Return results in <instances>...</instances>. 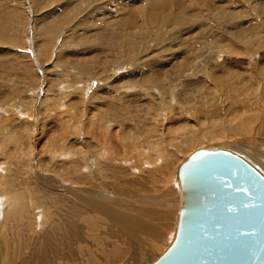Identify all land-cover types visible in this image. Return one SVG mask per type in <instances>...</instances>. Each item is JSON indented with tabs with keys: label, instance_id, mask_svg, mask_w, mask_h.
<instances>
[{
	"label": "rangeland",
	"instance_id": "374dc122",
	"mask_svg": "<svg viewBox=\"0 0 264 264\" xmlns=\"http://www.w3.org/2000/svg\"><path fill=\"white\" fill-rule=\"evenodd\" d=\"M25 1H26V3H25ZM28 1H30V3ZM79 1L80 0H0V18H1L0 19V27L4 26V28L0 31V33H1L0 34V36H1L0 37V103L3 104V106L0 104V113H4L7 116L6 118H8V120H9L8 121L7 119H5V117H3L2 123H8L10 121H14V118L19 120V121H21L25 118L24 120H26L25 123L27 124V125L24 124L22 127H19L18 129L17 128L11 129V132H9V133L12 136L9 137V139L8 138H1L0 139L1 140V142H0V144H1L0 145V154L2 155V156L0 155L1 156L0 158H2V159H0L1 160L0 161L1 162L0 167L1 168L5 167L4 170H6V172L5 171L4 172L2 171V173L0 172V175H1L0 179L3 175L4 176L9 175L10 178L12 177V178L16 179L19 186L22 184L20 188H22V187L28 188L31 186L30 188L32 189L33 186L36 185V182L34 180L37 178L38 173H40L42 175L50 174V175L59 177L58 174L64 173V172H62V170L65 171L66 168H68L69 166H71L74 163L73 160L68 159V163L66 162V164H65L66 166L64 165V167H60V165H59L60 160L64 162V159H67V158H64L65 156H63V154L61 152L62 147L58 146L59 144H56V142L58 140H59L58 141L59 143H60V141L63 142L64 141L63 137H66V136L68 138L71 137V138H69L71 142L75 140V142L78 143V144L74 145L75 147L80 145L81 141H83V140L86 141V139H92L93 135H95L94 137L96 139L100 138L102 136L103 137L108 136L107 138H111V139H109L110 141L113 139L114 141L113 140L112 141L114 143L116 142V144L120 145L119 144L120 140L126 134L131 135V137L133 138L135 129H138L140 127L142 129H144V128L145 129H147V128L153 129V126L158 124V123H161V125L158 124L159 126H161V128L159 127L160 129H164L166 127L165 129L167 130L168 128L169 129L172 128V126H175V128H176L179 125L178 127L182 128V131L180 130V133L186 132L187 129L188 130L193 129L197 132L205 131L208 133L205 135L207 138L202 137L201 141L193 142V143L187 145L185 148H180L181 151H179V154L176 155L177 157L174 156L175 158H173V160L175 159L173 163H176V165L174 164L175 165L173 168L174 171L172 169H169L170 171H172V173H174V172L178 173V165H180L181 163H184V161H187L189 154H192L195 151L202 149V148H204V149H208V148H219V149L222 148V149H224L222 146L224 145V147H225L227 145L226 146L227 148L225 150H229V151L236 153L237 151H234V149L236 147L237 148L235 150L240 149L239 152H242V149L243 148L245 149L248 146V148L245 149V151L246 150L247 151L245 152L244 149H243V151L247 154L250 153V155H252L253 149L249 145L251 144L252 147H255V145H257L260 141L258 139L262 138V136L260 134H257V132H258L257 123L259 121V119L257 117H256L257 118L256 126L254 125V128L251 129V131H253V132H255L257 130L256 133H253V132L251 133V131L245 132L244 130H242L239 133L223 134L222 132L219 131L218 126H214L212 128V124L215 122L217 124H219L220 129H222V131L224 129V124H225V126H229L230 121L228 120V118L224 119L223 121L221 120V118L225 117V115L222 113V111H221L222 108L220 106V103L226 99L225 97L227 96L226 93H228V90L233 91L232 92L233 95L227 96V97L230 96L231 99L225 100V101H228V103H229V104L227 103L226 105H230L232 107L235 106L236 109L239 108L238 111H241V108H240L241 104L240 103L243 104V99H242L243 96L241 97V95H242L243 90L246 91V89H247V91H249L248 94L250 95V98L252 100V107L254 108L257 106H261L264 109V99H262L263 101H262V104L260 105L258 103L257 94H256L257 91H263L264 92V71H263L264 70V68H263L264 67V45H262L261 47H257L255 45H252L253 48H249V49L250 50L252 49L253 52L259 51V54H255L254 56H251V58L245 57V59H242L244 57L237 55V53H232L228 49H226V46H225L226 40L223 37L225 24H223V21L218 19V17H216V15H214L213 9H217V8L223 9V6H227L226 2H228L229 0H170L168 3L167 9H165L164 11L169 13V14H173V15L172 16L167 15L166 18H164V19H161L158 16H153L150 19V15H148V12H147L148 10H151V8L155 4V2L158 3L159 1H164V0H140V1L139 0H82V1H84V3H85L84 5L86 7L81 9V10H79L77 8L79 10L78 11L77 9H75L74 6L76 4H78ZM241 1H243V0H241ZM247 1L248 0H246L245 2H247ZM257 1L261 2V0H257ZM97 2H103L102 5H104L106 3H108V4L104 5L99 10H97L98 16H96L95 17L96 19H93V21H91L89 24H86V25L81 24L82 26L79 25V26H76V28L74 26L71 27L70 26L71 23L74 24L76 22V19L70 18L71 21H70V19H68V21H64V20L60 21L59 20L60 21L59 24H60L61 28L59 27V28H55V29L52 28L51 29V28L45 27L43 25L44 22L41 19V17H43L46 14H48V15H46L45 18H47V16L49 17L51 11L55 10L56 9L55 7H57V6L60 7L59 13L62 12L61 14H64L67 11L74 9V15L77 16V14L80 11H84L86 13H89V12H87L89 7L91 8L92 5L97 4ZM61 4H64V5H61ZM124 4H128V5L125 6ZM232 5H234V6H232ZM232 5H231V8L236 7V8H234L235 11L240 9L239 6L238 5L236 6L235 3H233ZM242 5H243V3H242ZM53 6H55V7H53ZM77 6H79V5H77ZM117 7H118V9H117ZM126 8L128 9V11H126ZM252 11H253V8L251 6V12ZM259 11L261 12L260 15L263 18L264 12L262 13L261 10H259ZM139 13H140V16H138ZM55 14H56V12H55ZM177 14L179 15V17L176 16ZM244 14H238L237 13V17L239 16L240 18L238 17V19L237 18L235 19V22H234V23H236L235 25L239 24V23H237L236 20L243 19V17L245 16ZM160 16H162V15H160ZM257 16L259 17V19L261 18L259 15H257ZM7 17H8V19H7ZM124 18L126 20L128 19L129 22H128V27L122 29L120 27L119 21H121V19H124ZM40 20H42V21H40ZM94 20H95V22H94ZM112 20H116V21L112 22ZM44 21L49 22V20H46V19ZM175 21H180V23H176ZM130 22H133L134 25H130ZM109 23H111V24L109 25ZM102 24H104V26ZM83 25H85V26H83ZM87 25H89V26H87ZM105 25L106 26L108 25L109 27H106ZM42 26H44V28ZM100 26L102 28H100ZM39 27H40V29H39ZM69 27H71V28H69ZM116 27H118V28H116ZM45 30H47L48 32H46ZM117 30H120V31H117ZM122 30L124 32H122ZM143 31L146 32L145 35H143L144 34ZM84 32H86V34ZM93 32L99 33L97 35L98 39L95 37L96 34ZM59 33H61L62 35L65 36L64 37L65 42H63L64 38ZM67 33L68 34L70 33V34L68 35ZM80 33H81V35H80ZM100 34L101 35L106 34L103 40L107 39V37H110L109 38L110 40L107 41L109 43L99 41V35ZM32 35H34V36H32ZM82 35H84V36H82ZM152 35H154V36H152ZM115 36H116V38H113ZM131 36L136 37L138 40L135 44H133V45H135L133 47H131L132 45H130V44H129L130 46H128L127 42L122 41L121 39L120 40L118 39L120 37H125V38L130 37L131 38ZM88 37H90V38H88ZM93 38H95V39H93ZM79 39H80V41H79ZM118 40L120 43L118 42ZM62 42H63V44H61ZM125 43H126V45H125ZM88 44L90 46H88ZM106 44H107V46H106ZM81 45H82V48H81ZM114 45H115V47H114ZM116 45H117V47H116ZM55 46L57 47L58 50L55 48ZM142 46L145 50L142 48ZM101 47H102V49H101ZM131 48L132 49L134 48L132 53H131V51H132ZM59 49H61V50L59 51ZM125 49L126 50L129 49V50L125 51ZM135 49L137 51H135ZM139 49H141L142 52ZM118 52H119V54H118ZM14 54H16V55L14 56ZM58 54H60L59 57H61V58L56 56ZM110 55H112V56H110ZM118 55L120 57H118ZM13 56L16 59H14ZM69 56H71V57L73 56V57L68 58ZM79 56L80 57L82 56L83 59L85 57L86 61L89 59V61H87L89 63L92 62L89 65H87L88 67L86 66L87 68L85 67L84 71H80V69L74 68V66L75 67H78V66L76 65L77 60H75V59L73 60V58L77 57V59H78V58H80ZM129 58H131V59H129ZM32 59H33V61H32ZM55 59H57V60H55ZM83 59H81V58L78 59V62L83 61ZM91 59H92V61H90ZM117 59H119V60H117ZM11 60H12V62H11ZM27 62H30L31 65L33 66V67L31 66L32 72H30V73L28 72V70L26 72V70H25L26 68L23 67V66H25V64ZM137 64H140V65H137ZM42 67L49 69V70H47L48 72L45 73V71H43ZM176 67H178V68H176ZM251 67H253V69H251ZM258 67L261 71L257 69ZM67 68H69V69H67ZM57 69H58V71H57ZM64 70H65V72H64ZM86 70L89 72H86ZM249 70H251V72ZM256 70H257V72H255ZM242 72L243 73L245 72V74L244 75L241 74ZM247 72H250L249 74H252V76L248 75ZM131 73H133V74H131ZM46 74H48V75H46ZM80 74H81V76H80ZM254 74H256V75L254 76ZM64 75L65 76L67 75V77L65 78ZM238 75H239V77H238ZM45 76H47V77H45ZM234 76H235V78H234ZM236 76H237V78H236ZM68 77H69V79H68ZM219 77H220V79H219ZM222 77H223V79H222ZM50 78H52V79H50ZM230 78H231V80H230ZM254 78H256V79H254ZM247 79H248V82L246 81ZM220 80L222 82L227 80L226 84L224 83L225 84L224 85ZM61 81H62V85L64 87L62 85H60ZM74 81L76 83H78L76 86L80 87L79 90L78 89H72L73 87H76L75 85H73V84H75ZM68 82H69V84H68ZM259 82H261V84H259ZM64 83H66L68 85L66 86V84H64ZM58 84L60 86H58ZM69 85L71 87L70 89H68ZM145 85H147V86H145ZM214 85H217L216 91L217 90L219 91L218 94H215L217 92L213 90ZM258 85H259V88L262 87L260 90L258 89ZM65 86L67 87V89L69 91L70 90L71 91L69 92ZM59 87H61V88H59ZM63 88H65V89H63ZM59 89H60V91H59ZM61 90H62V92H61ZM184 90L185 91H192L191 95H189V96L187 95V97L190 99L185 97L186 94L182 93V91H184ZM126 91H128V92L125 94ZM144 91H147V92H144ZM150 91H152V92H150ZM156 91H158V94L157 95L155 94V96H154L153 93H156ZM159 91H163L162 94L165 97V100H164L165 102L163 101L164 104H160V102H159L160 99H157L158 95H160ZM171 91L173 92V94L171 93ZM220 91L222 93H223V91H225V92L221 95ZM16 92L19 95L16 94ZM104 92L105 93L107 92V93L105 94ZM113 92L115 94H116V92H117V94H119V93H121L123 95L125 94V96L127 97L125 99L126 101L124 100V101H121L120 103H116V106L118 108H120L119 107L120 105L122 107V110L119 109L120 110L119 114H122L123 117H120L119 119H121V120H118L117 122H119V123H116L117 125L118 124L119 125L117 126L114 122V125H111V127H108L107 129L105 128V132H104V127H102L99 123H96V124L94 123L96 126L93 125V123H90L93 126L92 127L90 125V128L88 127V129L91 131L90 132L89 130L85 129V125L83 124L80 126V128L82 130L81 131L82 134L81 133L79 134L78 130H77V127H78L77 124H79L80 119L86 118L87 114H88L87 117L94 116V114H93L94 111H96V113H98L99 110L95 109L96 106L98 105V103H105V104L111 103L110 97L113 96V94H114ZM148 92H149V94H147ZM175 92H177V94ZM238 92H239V95H238ZM12 93L14 94V96ZM130 93L134 94V96L132 95L133 100L131 99V97H129V96H131ZM61 94H64V95H61ZM99 94H101V95H99ZM103 94L106 95L107 98ZM127 94H128V96H127ZM110 95H112V96H110ZM151 95L153 97H155L158 101L155 100V98H153ZM223 95H224V97H222ZM7 96H9V97H7ZM31 96H33V97H31ZM135 96L138 98L136 99ZM20 97H21V99H20ZM177 97L180 101L177 99ZM214 98L216 100L217 99L218 100L216 101ZM141 99H142V101H141ZM167 99H169V100H167ZM220 99H222V100L220 101ZM10 100H13L11 103L12 106L10 105V103H8V102H10ZM150 100L153 102L154 101L157 102L158 104H156L157 105L156 107H158L159 109L155 108L154 109L155 111L151 110L149 107V104H148L149 102H151ZM186 100H187V102H186ZM214 100L216 102H214ZM105 101L108 103H106ZM182 101H183V104H182ZM238 101H239V103H238ZM122 102H123V104H128V108H129V106H131L130 112L126 113L123 111L127 107L125 105H123L124 106L123 107ZM124 102H127V103H124ZM13 103H16V104H13ZM46 103H48V104H46ZM91 103L93 105L96 104V106H92ZM82 104H84V105H82ZM105 104H102V106L104 105L103 107H105L106 106ZM222 104H224V103L222 102ZM61 105H62V107H61ZM5 106L8 108L11 106V108L15 109V110L8 109L11 112H9L8 110L5 111L4 108H1V107H5ZM27 106L28 107L31 106V108L29 107L30 108L29 109ZM41 106H42L43 111L41 110ZM46 106H48V107H46ZM58 106H59V108H57ZM88 106H90V107H88ZM60 107L63 108V110ZM117 107H115V108H117ZM27 108L29 109V111ZM47 108H48V110H47ZM90 108L92 111L89 110ZM67 109H69V110H67ZM24 110L27 112H25ZM36 110H38V111H36ZM35 111H36V114H34ZM89 111L92 113L91 116H89L91 113L90 114L87 113ZM217 111H218V113L219 112L221 113V115L219 117H215L218 115V114H216ZM30 113L34 114L33 115L34 117H31V115L28 116ZM47 113H49V114L47 115ZM56 113H58V114H56ZM158 113H160L161 117L158 116V119H157ZM11 114H13V116ZM72 114H73V116H69ZM74 114H76L77 116L76 115L74 116ZM104 114H107V112ZM23 115H25L26 117L25 116L23 117ZM36 116H37V118H36ZM68 116L71 118H69ZM95 116H98V115H95ZM109 116H110V114H109ZM109 116L107 115L105 117H109ZM30 117H31V119H30ZM60 117H62V118H60ZM79 117H82V118H79ZM21 118H23V119H21ZM72 118H74L76 120V122L74 119L70 120ZM122 119H124V120H122ZM34 120H36V121H34ZM129 120H131V121H129ZM122 121L125 123L127 122V123L125 124ZM33 122H35V124ZM69 122H70V125H69ZM57 123H58V125H57ZM74 123H76V124H74ZM120 123H121V125H120ZM128 123H129V125H127ZM185 123L188 125V127H187V125L185 126L186 130H185V128H183L184 126H182V124L185 125ZM63 124L66 128L63 126ZM73 124H74V126L75 125L76 126L75 127L72 126ZM122 124H124V125H122ZM25 125H26V127H25ZM52 125H54V127H52ZM126 125H127L128 129H127ZM122 126H123V128H122ZM57 127H59V129ZM118 127L121 129H119ZM255 127H257V128H255ZM34 128H35V130H34ZM63 128H65V133L63 131ZM67 128H69L70 130H66ZM96 128H98V129H96ZM175 128H173V129H175ZM27 129H28V131H27ZM29 129H31V130H29ZM56 129L58 131H56ZM254 129H256V130H254ZM14 130H15V132H14ZM52 130L53 131L55 130V131L53 133H51ZM17 131H18V133H17ZM30 131H32L33 137L31 136ZM36 131H38V134ZM39 131L40 132L42 131L41 136H40L41 133H39ZM66 131H68L69 134ZM83 131H85V133H83ZM87 131H89V132H87ZM99 131H101V132L99 133ZM47 132H49L48 133L49 136L47 135ZM57 132H59V133H57ZM149 133L150 132H146V133H143L142 135L146 138L147 136L152 134V133H150V134ZM210 133H213L216 136L213 138H210L209 137ZM29 134H30V136H29ZM44 134H45V136H44ZM50 134H52V135H50ZM114 134H116V135H114ZM250 134L251 135L257 134V135H253V137H254L253 138ZM54 135H55L54 138H57L56 139L57 141L53 138ZM58 135H61L62 137L58 136ZM245 135H247V136H245ZM1 136H3V135H1ZM24 136H26V137H24ZM201 136H202V134H201ZM258 136H259V138H257ZM36 137H38L40 139H38ZM14 138L17 141V143L14 140ZM31 138H33V139H31ZM72 138H74V139H72ZM76 138H78V139H76ZM50 139H51V141H50ZM54 140L56 142H54ZM35 141H37L38 146H36L37 144ZM25 143H29L28 146ZM33 143H34V145H33ZM90 143L93 144V146H94V143H92V142H90ZM244 143L246 144V146ZM248 143H250V144H248ZM19 144H20V146H19ZM48 144H50L51 146ZM167 144H168L167 146L170 148L171 147L170 142ZM240 144H242V145L244 144V145L242 146ZM9 145H10V147H9ZM24 145H26V147ZM211 145H213V146H211ZM12 146H14V147H12ZM240 146H242V147H240ZM24 147L26 150L24 149ZM75 147L73 148L74 150L77 149ZM232 147H234V148H232ZM54 149L55 150L58 149V150L55 151ZM230 149H233V150H230ZM3 150H4V152H3ZM7 150H8V152H7ZM52 150H54L56 153L55 152L52 153L51 152ZM117 150L119 151V153H122V155L125 154L124 152H122V148H121V152H120V149L117 148L115 151L116 155L119 154V153L117 154V152H118ZM14 152H16V153H14ZM46 152H48L49 154ZM8 153H9V155H8ZM57 153L59 155H61V157L59 155H55ZM67 155H73L75 160H76V158H78V156H79V153L74 152V151L72 152V151L68 150ZM130 155H132V154H130ZM239 155H240V153H239ZM36 156H38V157H36ZM44 156L47 158H45ZM58 156L60 157V159ZM55 157H56V159H55ZM37 158H39V160H37V163H36ZM15 159L17 161H20L19 164ZM22 159H23V161H22ZM33 159H34V161H33ZM244 159H246V158H244ZM8 160H9V162H8ZM11 161H13V162H11ZM40 161H41V163H40ZM42 161H43V163L44 162L45 163L43 164ZM129 161L130 162H128V163L133 165V167L138 166V164H140V162H142L141 160L136 161L134 159V156L132 159L130 158ZM134 161L137 162V165H135L136 163ZM38 162H39V164H38ZM48 162L50 163V165ZM51 162H52V165H51ZM69 162H70V164H69ZM133 162H134V164H133ZM248 162L251 163L250 160ZM6 163H7V166H6ZM26 163H27V166H26ZM21 164H22V167H21ZM35 164H36V166H35ZM40 164L42 166H44L45 168H43V167L41 168ZM53 164H55V165H53ZM74 164H76V162ZM8 165H9V167H8ZM37 165H39L40 167L37 168L38 167ZM23 167H24V169H23ZM26 167L29 171L26 169ZM256 167L259 169V171H261L258 166H256ZM129 168L132 169L133 173L131 171H129V172H131L133 177H134V174H135V176L138 175L136 177H141L142 175H140V173L143 175L144 174L146 175V171H147V170H145L146 168H144V170H142V171L139 168L135 171H133L132 167H129ZM17 169H19V170H17ZM56 169L59 171H57ZM30 170L32 171V173L30 172ZM18 171H21V172H18ZM45 171H47L48 173ZM25 172H26V174H25ZM58 172H61V173H58ZM56 173H58V174H56ZM64 174H66V172ZM35 175H37V176H35ZM42 175H40V176H42ZM40 176H38V178ZM178 178H179V175H178ZM178 178H177L178 182L176 181L174 183V186L171 187V189L169 190L171 192L168 191L164 194H161L160 196H158V198H155V194H151V193H147L146 191H143V195H142L143 199H146L147 197L150 196L153 199L157 200V206L155 207L157 209L152 211L153 213H150V214L148 213V216L142 218L144 222L151 220L153 222V224L155 225L154 227H151L150 230L147 231L146 233H156L159 235V233L157 232L158 229L162 230V228H163L164 231H162V232H164V234L168 235L169 237L167 239V236L164 237V235H163V237H164V239H163L164 243L163 244L165 246L162 245V243L158 244V247L159 246L161 248L163 247V249H161V248L159 249L157 247V249L155 250L156 256H155V254H153V255L149 256L145 261H141V262L139 261L138 264H153V262L158 260L166 252L165 250H167L168 247H170L172 245V243L174 242V239L176 237V234H174V233H177L176 230L178 229L177 227H178V223H179V220H178L179 217L178 216L180 215L179 214L180 210H181L180 207L182 204V197H181L182 196V188H180L181 183H180V180ZM36 180L40 181L43 179L39 178ZM158 181L160 183L163 182V180H158ZM22 182H25V183L23 184ZM41 182H43V181H41ZM37 183L39 184V182H37ZM35 187H37V186H35ZM145 187H147V186H145ZM37 188H39V187H37ZM171 195H174L175 199L178 198V204L174 203V205L171 206L169 211H167L166 206L169 203V199H170ZM57 201H58V205L62 204V200H61V202H60V200H57ZM140 211H142V210H140ZM100 217H102V216L100 215ZM100 221H101L100 225H106L105 224L106 220L104 218H100ZM177 221H178V223H177ZM166 227H167V230L165 231ZM115 230L118 233L119 232L122 233V235H126V232L122 231L121 229L120 230L115 229ZM166 232H168V233H166ZM102 236H103V242L105 241L106 244L109 245L110 241L113 239L112 231H103ZM172 236H174V237H172ZM81 237L82 238L85 237L84 239H87V237L85 236V232H84V234L81 235ZM168 241L170 242V245L169 244L167 245V243H169ZM158 253H159V255H158ZM35 261H37V260H35Z\"/></svg>",
	"mask_w": 264,
	"mask_h": 264
},
{
	"label": "bare ground",
	"instance_id": "6f19581e",
	"mask_svg": "<svg viewBox=\"0 0 264 264\" xmlns=\"http://www.w3.org/2000/svg\"><path fill=\"white\" fill-rule=\"evenodd\" d=\"M169 1L170 0L159 1L158 3L155 2V4L152 6L151 10H148L147 11L148 12V15H150V19L153 16H158L161 19L166 18L167 15L168 16L169 15L172 16L173 14H169V13H167V12L164 11L165 9H167V6H168ZM245 1L244 0L243 1H241V0H235V1L234 0H229L228 2H226L227 6H223V9H219V8L213 9L214 10V15H216V17H218V19L222 20L223 21V24H225V29H224V35L225 36L223 35V37L226 40V42H225L226 49H228L232 53H237V55H240V56L244 57V58L241 57L242 59H245V57L246 58H251V56H254L255 54H259V51L253 52L252 49L251 50L249 49V48H253L252 45H255L257 47H261L262 45H264L263 44L264 43V19H263L264 17L262 18V16L260 15L261 12L259 11V10H261L262 13L264 12V0H261V2H259L257 0H255V1L254 0H248L247 2H245ZM28 2L30 3V1H28ZM25 3H26V1H25ZM233 3H235L236 6L238 5L240 9H238V10L235 11L234 8H236V7L231 8V5ZM242 3H243V5H242ZM84 4H85L84 1L80 0L78 2V4H76L74 7H75V9L78 8L79 10H81V9H83V8L86 7ZM102 4H103V2H97V4L92 5L91 8L89 7V9L87 10V12H89V13H86L84 11H80L77 14V16L74 15V9L73 10H70V11H67L64 14H61L62 12L59 13L60 12V7L59 6H57V7L53 6L56 9L53 10V11H51L49 17L47 16V18H45V16L48 15V14H46L43 17H41V19L43 20V22H44L43 25L45 27H48V28H51V29L52 28L55 29V28H59L60 27V24H59L60 21H62V20L68 21V19L73 18V19H76V22L74 24L71 23L70 26L71 27L74 26L76 28V26H79L81 24H85V25L86 24H89L91 21H93V19H96L95 17L98 16L97 10H99L104 5H107L108 3H106L104 5H102ZM61 5H64V4H61ZM77 5H79V6H77ZM124 5L127 6L128 4H124ZM250 5L253 8V11L252 12H251V6ZM232 6H234V5H232ZM117 9H118V7H117ZM126 11H128L127 8H126ZM55 12H56V14H55ZM237 13L238 14H244L245 13L244 14L245 16L243 17V19L236 20L237 23H239V24L235 25L236 24V23H234L235 22V19L236 18L238 19V17H239V16L237 17ZM160 15H162V16H160ZM257 15H259L261 18L259 19V17ZM138 16H140V13L138 14ZM176 16L179 17L178 14ZM44 18L46 20H49V22H45L44 21L45 20ZM7 19H8V17H7ZM42 20H40V21H42ZM70 21H71V19H70ZM114 21H116V20H112V22H114ZM180 21H175V22L176 23H180ZM94 22H95V20H94ZM119 22H120V27L122 29L128 27V22H129L128 19L126 20L124 18V19H121V21H119ZM110 24L111 23H109V25ZM85 25H83V26H85ZM102 25L104 26V24H102ZM130 25H134L133 22H130ZM44 26H42V27L44 28ZM87 26H89V25H87ZM71 27H69V28H71ZM106 27H109V26L107 25ZM3 28H4V26H1L0 27V31ZM100 28H102V27L100 26ZM116 28H118V27H116ZM39 29H40V27H39ZM45 31L48 32L47 30H45ZM117 31H120V30H117ZM98 32H96V33L93 32V33L96 34V35L94 34L96 38H97V35L100 33V32L99 33ZM122 32H124V31L122 30ZM143 32H144L143 35H145L146 32L145 31H143ZM61 33H59V34H61ZM84 33L86 34V32H84ZM80 35H81V33H80ZM105 35H101L100 34L99 35V41H103V42L109 43L107 41L110 40L109 39L110 37H107L106 36L107 39L103 40L104 37H105ZM32 36H34V35H32ZM82 36H84V35H82ZM152 36H154V35H152ZM62 37L64 38L65 36L62 35ZM88 38H90V37H88ZM113 38H116V36L113 37ZM80 39H79V41H80ZM93 39H95V38H93ZM118 39L119 40L121 39L122 41L127 42L128 43V46L132 45L131 47L135 46L133 44H135L138 41L137 38L136 37H133V36H131V38L130 37H128V38L127 37L126 38L125 37H120ZM119 40H118V42H119ZM63 42H65V38H64V41ZM63 42L61 44H63ZM125 45H126V43H125ZM88 46H90V45L88 44ZM106 46H107V44H106ZM114 47H115V45H114ZM116 47H117V45H116ZM55 48L57 49L56 46H55ZM81 48H82V45H81ZM142 48H143V46H142ZM101 49H102V47H101ZM126 49H125V51H128L129 50V49L128 50H126ZM133 49L131 48V50H132L131 53L133 52ZM136 49H135V51L138 50V49L137 50ZM141 49H139V50L142 52ZM60 50L61 49H59V51ZM118 54H119V52H118ZM15 55L16 54H14V56ZM59 55L60 54H58L56 56L59 57ZM14 56H13V58H14ZM110 56H112V55H110ZM72 57L69 56L68 58H72ZM118 57H120V56L118 55ZM59 58H61V57H59ZM80 58L83 59L82 56ZM80 58H78V59H80ZM14 59H16V58H14ZM74 59L77 60L76 65L78 66V67H75L74 66V68H78V69H80V71H84L85 67L87 65H89L90 63H92V62H90V63L87 62V61H89V59L86 61V58L85 57L83 59L84 62L83 61H79L78 62L77 57L76 58H73V60ZM129 59H131V58H129ZM55 60H57V59H55ZM117 60H119V59H117ZM32 61H33V59H32ZM90 61H92V59ZM11 62H12V60H11ZM137 65H140V64H137ZM31 66H32L31 63L30 62H27L25 64V66H23V67L26 68L25 69L26 72L28 70V72L30 73V72H32ZM176 68H178V67H176ZM42 69H43V71H45V73H47L48 72L47 70H49V69H46L45 67H42ZM67 69H69V68H67ZM251 69H253V67H251ZM257 69L260 70L259 67ZM57 71H58V69H57ZM249 71L251 72V70H249ZM64 72H65V70H64ZM86 72H89V71L86 70ZM250 72H247V73H248V75L252 76V74H249ZM255 72H257V70ZM131 74H133V73H131ZM241 74L244 75L245 72L244 73L242 72ZM256 74H254V76ZM46 75H48V74H46ZM80 76H81V74H80ZM45 77H47V76H45ZM66 77H67V75L65 76V78ZM223 77H222V79H223ZM238 77H239V75H238ZM234 78H235V76H234ZM236 78H237V76H236ZM50 79H52V78H50ZM68 79H69V77H68ZM219 79H220V77H219ZM248 79L246 80L247 82H248ZM254 79H256V78H254ZM230 80H231V78H230ZM226 81H224V82L221 81V82L223 84L224 83L226 84ZM74 83L75 84H73V85H75V86L78 84L75 81H74ZM64 84H66V83H64ZM68 84H69V82H68ZM68 84H66V86ZM259 84H261V82H259ZM60 85H62V81H61V84ZM60 85L58 84V86H60ZM70 85L68 86V89L71 88ZM145 86H147V85H145ZM216 86L217 85H214L213 86V90L214 91H216ZM59 88H61V87H59ZM261 88L262 87L259 88V85H258V89L260 90ZM63 89H65V88H63ZM66 89H67V87H66ZM72 89H78L79 90L80 87L79 86H76V87H73ZM59 91H60V89H59ZM61 92H62V90H61ZM127 92L128 91H126L125 94ZM144 92H147V91H144ZM150 92H152V91H150ZM162 92L163 91H159V94L160 95H158V97H157V99H160L159 100L160 104H164L163 101L165 100V97L163 96ZM216 92L217 93H215V92L214 93L215 94H218L219 93L218 90ZM224 92L225 91H223V93ZM232 92L233 91H229L228 90V93H226V95L227 96L228 95H233ZM248 92L249 91H247V89H246V91L243 90L242 95L240 94L241 97L243 96L242 97L243 104L242 103H240L241 105L239 104L240 105V108H241V111H238L239 108L236 109L235 106L232 107L230 105H226L228 103V101H225V100L226 99L230 100L231 97L230 96L227 97L225 95L226 96L225 97L226 99L224 100L222 98V97H224V95H223L221 98L224 100V101H222L224 104H222V102H221L220 103V106L222 108L221 111L225 115V117H222L221 120L223 121L224 119H227L228 118V120L230 121L229 122V126H225V124L223 123L224 124V129L222 131V129H220L219 124H217L215 122V123L212 124V128L214 126H218L219 127V131L222 132L223 134L239 133L242 130H244L245 132L246 131L249 132V131H251V129L254 128V125L256 126V122H257V118H258L259 119V121L257 123L258 128L257 127H255V128L258 129L257 134H260L262 136V138H259V136L257 137V138H259L258 140H260V141H259V143L257 142L258 143L257 145L254 144L255 147H252L251 144L248 143V144H250L249 146L253 149L252 155H250V153L249 154L245 153L247 151V150L245 151V149L248 148V146L245 149L243 148L245 152L243 151V149H242V152H239L240 151L239 148H238L239 150H235L237 147L234 149V151H237L236 154L238 153V155L240 153V156L243 155L242 157L243 158H246L247 161L250 160L253 165L255 164L256 166H258L260 168V170L262 171V173L264 174V109L261 106H257V107H254V108L252 107V100H251L250 95L248 94ZM171 93L173 94L172 91H171ZM175 93L177 94V92H175ZM182 93L183 94H186L185 97H187V95L188 96L191 95L192 91H185L184 90V91H182ZM223 93L220 91V94L221 95ZM16 94H18V93L16 92ZM125 94L124 95L121 94V93L117 94V92H116V94L114 93L113 96L110 95V96H112V97H110L111 98V101H110L111 103H108V102L105 101L108 104L98 103V105L96 106L95 103H94L95 105H93L91 103L92 106H96L95 109H98L99 112L96 113V111H94L95 112V113L93 112L94 116H91L92 113L90 111H92V110L90 108L89 109L90 111L87 112V113H89V114L91 113L89 115L91 117H87V115H88L87 114L86 115V118L80 119V121L78 119L79 118H82V117H79L77 119L79 121V124H77L78 125V127H77L78 133L79 134L81 133L82 130H81L80 126L83 125V124L85 125V129L86 130H89L88 127L90 128V125H91L90 123H93V125H95L96 123H99L102 127H104V132H105V128L107 129L108 127H111V125H114V122H115V124L116 123H119L117 121L118 120H121V119H119L120 117H123L122 114H119V111H120L119 109L122 110V107L119 104L120 106L119 105L118 106L120 108H118L116 106V103H120L121 101H124L127 98L125 96ZM147 94H149V92ZM153 94H154V96H155V94L157 95L158 94V91H156V93H153ZM256 94H257L258 103L261 105L262 104V101H263L262 99H264V92L263 91H257ZM61 95H64V94H61ZM99 95H101V94H99ZM130 95L131 96H129V97H131V99L133 100L132 95L134 96V94L133 93H130ZM238 95H239V92H238ZM13 96H14V94H13ZM104 96L106 97V95H104ZM127 96H128V94H127ZM7 97H9V96H7ZM31 97H33V96H31ZM137 98L138 97H136V99ZM153 98H155V97H153ZM20 99H21V97H20ZM157 99L155 98V100H157ZM177 99H178V97H177ZM188 99H190V98H188ZM222 99H220V101ZM167 100H169V99H167ZM215 100H214V102H216L218 99L216 101ZM12 101L13 100H10V102H8V103H10L11 106H12V104H11ZM141 101H142V99H141ZM186 102H187V100H186ZM16 103H13V104H16ZM124 103H127V102H124ZM238 103H239V101H238ZM46 104H48V103H46ZM84 104H82V105H84ZM102 104H105L106 106L103 107L104 105L102 106ZM148 104H149L150 109L153 110V111H155L154 110L155 108L156 109L158 108V107H156L157 106L156 104H158V103L155 102V101L154 102L151 101ZM182 104H183V101H182ZM1 105L3 106V104H1ZM123 105H125L127 107L123 111L126 112V113L130 112L131 106H129V108H128V104H123V102H122V106ZM11 106L9 108L6 107V106L5 107H1V108H4V110L7 111L8 109H12ZM29 107L31 108V106H29ZM46 107H48V106H46ZM61 107H62V105H61ZM88 107H90V106H88ZM115 107H117V108H115ZM57 108H59V106ZM29 109H28V111H29ZM61 109L63 110V108H61ZM12 110H15V109H12ZM41 110H42V106H41ZM47 110H48V108H47ZM67 110H69V109H67ZM8 111L11 112L10 110H8ZM36 111H38V110H36ZM36 111L34 112V114H36ZM25 112H27V111H25ZM106 112H107V114H104ZM58 113H56V114H58ZM13 114H11V115L13 116ZM34 114H31L30 113L28 116L31 115V117H34L33 116ZM48 114L49 113H47V115ZM109 114H110V116H109ZM216 114H218V115L215 116V117H219L221 115V113L220 112L218 113V111L216 112ZM75 115L76 114H74V116ZM95 115H98V116H95ZM107 115L109 117H105ZM24 116L25 115H23V117ZM69 116H73V114L72 115H69ZM158 116L161 117L160 113L157 114V119H158ZM3 117H5V119L8 120V118H6L7 116L4 113H0V139L1 138H8L9 139V137L12 136L9 133V132H11V129H15V128L18 129L19 127H22L24 124H26L25 123L26 120H24L25 118L24 119L21 118V119H23L21 121H19V120H17V119L14 118V121H10L8 123H2ZM31 117H30V119H31ZM36 118H37V116H36ZM60 118H62V117H60ZM69 118H71V117H69ZM74 118H72L70 120H73ZM122 120H124V119H122ZM34 121H36V120H34ZM129 121H131V120H129ZM75 122H76V120H75ZM33 123L35 124V122H33ZM121 123H120V125H121ZM123 123H125V122H123ZM74 124H76V123H74ZM74 124L72 126H74ZM158 124L161 125V123H158ZM158 124L154 125L153 126V129H150V128H147V129L144 128V129H142L141 127L138 128V129H135L133 138L131 137V135L126 134L120 140V143L119 144L121 146L118 145V144H116V142L114 143L113 142L114 141L113 139H112L113 141L111 140L112 141L111 142L109 140L111 138H107L108 136L107 137L106 136L105 137L102 136V137L96 139L94 137L95 135H93L92 136L93 137L92 139H86V141L83 140V141H81L80 145H78V146L75 147L74 145H76L78 143L75 142V140L71 142L70 139H69L71 137L68 138L65 135L66 137H63L64 138V141L63 142L60 141V143H59L58 142L59 140L57 141L56 140L57 138H54L55 137V135H54L53 138L57 141L56 142L54 140V142H56V144H59L58 146L62 147V151L61 152H62L63 156H65L64 158H67V159H64V162L60 160V164H59L60 167H64V165L66 164V162L68 163V159L69 160H73L74 163L76 162V164H74V163L72 164L71 163L72 164L71 166H69V167L67 166L68 168H66V169L64 168L65 171L62 170V172H64V173L66 172V174L61 173V172H58V173H61V174L56 173V174L59 175V177L53 176V175H50V174H44V175H42V174L38 173V176L42 175L39 178H42L43 179V180L38 181L36 179H39V178H38L37 175H35V176H37V178L34 180L36 182V185L35 186L39 187L40 189L37 188V187H35V186H33L32 189L30 188L31 186L28 187V188H24V187L20 188L22 184L19 186V184L17 183L16 179H14L12 177L10 178L9 175L8 176L7 175L4 176L2 174L3 176L0 179V264H138L139 261L140 262L141 261H145L149 256L155 254V250L157 249L158 244H161L162 243V245H164L163 244L164 243L163 242L164 237L167 236V239H168L169 236L168 235H165L164 232H162V231H164L163 228H162V230H159L158 229L157 232L159 233V235L156 234V233H146L147 231L150 230L151 227H154L155 225L153 224V222L151 220L144 222L142 218L148 216V213L149 214L150 213H153L152 211H154V210L157 209V208H155L157 206V200L153 199L150 196L147 197L146 199H143L142 198L143 191H146L147 193L155 194V198H158V196H160L161 194H164V193L168 192L171 189V187L174 186V183L176 181L178 182L177 178H178V175H179V168H180V165L183 164V163H181L180 165H178V173H175V172L172 173V171H170L169 169H172L173 170L174 166L176 165V163H173L174 160H175V159L173 160V158H175L174 156H176V155L179 154V151H181L180 148H185L187 145H189V144H191L193 142L201 141L202 140V137L203 138H207L205 135L208 134L205 131L197 132V131H195L193 129L192 130L190 129L191 131L188 130V129L186 130V128H185V126L187 125L186 123H185V125L182 124V126H184L183 128H185V130H186V132H184V133H180V130L182 131V128L181 127L179 128L178 127L179 125L177 126L178 128L177 127L175 128V126H172V128H170V129L168 128L169 130L168 129L166 130L165 129L166 127L164 129H160L161 126H159ZM26 125H25V127H26ZM57 125H58V123H57ZM69 125H70V122H69ZM122 125H124V124H122ZM127 125H129V123ZM127 125H126V127H127ZM63 126H64V124H63ZM52 127H54V125H52ZM187 127H188V125H187ZM57 128L59 129V127H57ZM65 128H63L64 133H65ZM122 128H123V126H122ZM173 128H175V129H173ZM96 129H98V128H96ZM119 129H121V128H119ZM127 129H128V127H127ZM29 130H31V129H29ZM34 130H35V128H34ZM66 130H70V129L67 128ZM254 130H256V129H254ZM27 131H28V129H27ZM54 131L52 130L51 133H53ZM56 131H58V130L56 129ZM89 131H87V132H89ZM256 131L255 132L251 131V133L252 132L253 133H256ZM14 132H15V130H14ZM30 132H31V136L33 137L32 131H30ZM36 132L38 134V131H36ZM41 132L39 131V133H41ZM66 132L68 133V131H66ZM100 132L101 131H99V133ZM146 132H150L152 134L149 135V136H147L145 134L147 136L145 138L142 134L143 133H146ZM17 133H18V131H17ZM48 133L49 132H47V135H48ZM57 133H59V132H57ZM83 133H85V131H83ZM201 134H202V136H201ZM257 134H252V135L250 134V135L253 137V135H257ZM1 135H3V136H1ZM41 135H42V133L40 134V136ZM50 135H52V134H50ZM114 135H116V134H114ZM26 136H24V137H26ZM29 136H30V134H29ZM44 136H45V134H44ZM58 136H61V135H58ZM215 136L216 135H214L213 133H210L209 134V137L210 138H213ZM245 136H247V135H245ZM38 137H36V138H38ZM31 139H33V138H31ZM38 139H40V138H38ZM72 139H74V138H72ZM76 139H78V138H76ZM14 140H15V138H14ZM37 141H35L36 144H37ZM50 141H51V139H50ZM0 142H1V140H0ZM90 142L94 143V146ZM169 142L171 144V147L170 148L167 146L168 145L167 143H169ZM16 143H17V141H16ZM25 144L28 146L29 143H25ZM26 145H24V146L26 147ZM33 145H34V143H33ZM48 145H50V144H48ZM240 145H242V144H240ZM19 146H20V144H19ZM36 146H38V144ZM73 146L75 148H77V149L74 150L73 149L74 148ZM211 146H213V145H211ZM226 146L224 147V145H223L222 147L224 149H226L227 148ZM242 146H240V147H242ZM245 146H246V144H245ZM9 147H10V145H9ZM12 147H14V146H12ZM25 147H24V149H25ZM117 148L120 149V152H121V148H122V152H124L125 154L122 155V153H119V151L117 150L118 151L117 154L118 153L119 154L116 155L115 151H116ZM232 148H234V147H232ZM215 149H219V148H208L207 150H215ZM220 149H222V148H220ZM54 150H52L51 152L53 153V152L57 151L58 149L55 150V151ZM68 150H70L72 152L74 151V152L79 153L78 158H76V160H75V158H74L73 155H67V151ZM230 150H233V149H230ZM3 152H4V150H3ZM7 152H8V150H7ZM9 153H8V155H9ZM14 153H16V152H14ZM46 153H48V152H46ZM233 153H235V152H233ZM130 154H132V155H130ZM55 155H59V154L57 153ZM191 155L192 154H189V157ZM59 156L61 157V155H59ZM133 156H134V159L136 161H140V160L142 161V162H140V164H138V166L133 167V165H131V164L128 163V162H130L129 159L130 158L132 159ZM36 157H38V156H36ZM60 157H59V159H60ZM45 158H47V157H45ZM0 159H2V158H0ZM55 159H56V157H55ZM37 160H39V158L36 159V163H37ZM22 161H23V159H22ZM33 161H34V159H33ZM43 161H42V163H43ZM8 162H9V160H8ZM11 162H13V161H11ZM17 162L19 164L20 161H17ZM134 162H133V164H134ZM40 163H41V161H40ZM135 163H136L135 165H137V162H135ZM38 164H39V162H38ZM69 164H70V162H69ZM49 165H50V163H49ZM51 165H52V162H51ZM53 165H55V164H53ZM6 166H7V163H6ZM26 166H27V163H26ZM35 166H36V164H35ZM37 166H38L37 168L40 167L39 165H37ZM8 167H9V165H8ZM21 167H22V164H21ZM42 167L45 168L44 166L41 165V168ZM129 167H132L133 168V171L137 170L138 168L142 171V170H144V168H146L145 169V170H147L146 171V175L145 174L143 175V174L140 173V175H142L141 177H136L138 175L135 176V174H134V177H133L132 174H131L132 169H130ZM2 168L0 167V172L1 173H2V171L3 172L4 171L6 172V170H4L5 167L3 169ZM19 169H17V170H19ZM23 169H24V167H23ZM26 169H27V167H26ZM57 171H59V170H57ZM129 171H131V172H129ZM18 172H21V171H18ZM30 172L32 173L31 170H30ZM45 172H47V171H45ZM25 174H26V172H25ZM178 179L180 180V183H181L180 188H182V196L181 197H182V204H183V184H182V180H181L180 175H179V178ZM158 180H163V182L160 183ZM41 181H43V182H41ZM37 182H39V184ZM22 183L24 184L25 182H22ZM145 186H147V187H145ZM169 192H171V191H169ZM174 195H171L170 196L169 203L166 206V210L167 211H169V209L171 208L172 205H174V203L175 204H178V198L175 199V196ZM57 200H60V202L62 200V204L61 205H58V201ZM182 204H181V207H182ZM181 207H180V209H181ZM140 210H142V211H140ZM100 215L102 217H100ZM100 218H104L106 220L105 221V224L106 225H100V223H101ZM177 223H178V221H177ZM115 229H118V230L121 229L122 231L126 232V235H122V233L116 232ZM166 230H167V227H166L165 231ZM103 231H112V233H113V239L110 241V244L109 245H107L105 241L103 242V236H102L103 235ZM84 232H85V236L87 237V239H84L85 237H83V238L81 237V235L84 234ZM166 233H168V232H166ZM174 234L177 235V233H174ZM163 235H164V237H163ZM172 237H174V236H172ZM168 244L170 245V242L167 243V245ZM158 248L160 249L161 247L159 246ZM161 249H163V247ZM158 255H159V253H158ZM155 256H156V254H155ZM35 260H37V261H35Z\"/></svg>",
	"mask_w": 264,
	"mask_h": 264
},
{
	"label": "water",
	"instance_id": "95a60500",
	"mask_svg": "<svg viewBox=\"0 0 264 264\" xmlns=\"http://www.w3.org/2000/svg\"><path fill=\"white\" fill-rule=\"evenodd\" d=\"M179 175L177 235L153 264H264V174L229 150L202 148Z\"/></svg>",
	"mask_w": 264,
	"mask_h": 264
}]
</instances>
